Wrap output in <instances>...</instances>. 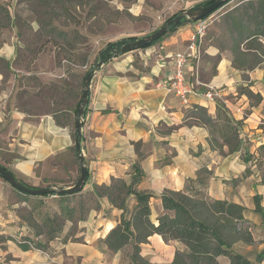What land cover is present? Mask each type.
<instances>
[{"label":"crops","instance_id":"1","mask_svg":"<svg viewBox=\"0 0 264 264\" xmlns=\"http://www.w3.org/2000/svg\"><path fill=\"white\" fill-rule=\"evenodd\" d=\"M15 2L0 0V165L30 187H69L79 178L82 165L73 135L80 92L70 90L67 103L59 104L54 101L61 98L59 94L36 96L28 87L13 94L7 89L14 78L30 73L14 67L22 48ZM194 29L195 21H185L156 44L113 57L94 73L82 128L88 175L80 195L93 203H86L84 219L77 218L74 226L67 221L62 235L44 248L26 243L25 236L33 235L24 215L34 208L37 211L39 204L53 205L56 212L59 203L52 194L26 196L0 176V264H132V243L114 252L101 241L119 224L123 211L107 197L98 198L95 188L109 184L113 177L130 181L135 163L144 171L137 188L153 194L155 223L165 211L161 196L185 190L202 167L210 171L207 191L211 197L241 204L254 225L263 223L254 211V196L261 194L264 205V185L254 173H245L244 154L264 143V61L252 68L239 67L232 49L222 51L203 42L200 57L186 67L199 93L183 104L166 82L173 69L171 56L187 49ZM210 85L223 87L222 100L203 95ZM228 120L239 125L243 142L239 150L231 151ZM76 205L78 217L80 206ZM70 231L81 240L64 242ZM183 246L154 234L141 253L162 264Z\"/></svg>","mask_w":264,"mask_h":264},{"label":"trees","instance_id":"2","mask_svg":"<svg viewBox=\"0 0 264 264\" xmlns=\"http://www.w3.org/2000/svg\"><path fill=\"white\" fill-rule=\"evenodd\" d=\"M39 1L44 7H48L49 11H52L55 19L61 16L73 17V10L87 6L91 7L92 14L103 10L101 0H97V2L96 0ZM123 1L131 2L134 0ZM216 1L218 0H203L191 8L204 7ZM2 9H4L3 6ZM45 12L48 13V11ZM178 14L180 13L169 17L167 20ZM227 17L234 34L232 47L234 63L239 67L252 68L264 61V0L243 2L235 7L234 11L230 12ZM181 24L171 25L162 37L145 48L156 44L168 32L175 30ZM60 33L64 37L68 36L64 30ZM135 39H137L136 36H128L109 41L100 50L99 60L108 61L107 59L114 57V53L123 44ZM88 72L89 70L84 74L83 82ZM242 90L250 97L253 96L247 88ZM256 97L262 99L260 95ZM79 104L76 113H78ZM229 121L231 122V120ZM230 122L226 127L231 133V151H235L242 148L243 142L242 137L239 138V125L230 124ZM73 135L76 139V133ZM247 147L244 145V148ZM75 150L77 152L76 148ZM244 160L247 163L245 173H254L259 182L264 185V143L255 152L246 150ZM209 176L208 168L202 167L198 176L189 180L185 190L165 192L161 196L165 211L158 216L157 223H155L151 218L153 194L137 188V185L144 178V171L139 163H135L130 181L123 177H113L109 184L95 188V194L98 198L107 197L114 207L123 211L119 224L113 227L101 241L114 252L132 243V264H158L141 253L142 245L149 242V238L154 234H161L165 241L178 240L184 245L183 248L176 251L171 261L162 264H264V251L247 255L237 249L236 244L238 242L252 243L254 241L251 230L254 224L246 218L245 206L226 199H216L208 194ZM82 190L72 194H59L52 191V193L42 195H55L54 199L59 203V210L51 214L47 206L39 204L37 211L34 208L30 213L25 214V221L29 225L28 231L32 232L33 235V237L29 234L25 236L27 237L25 238L26 241H28L26 243L31 242L34 243L35 247L44 248L47 243L62 235L67 221H72L74 226L77 218L84 219L89 209L86 207V203H93L92 201L89 203L88 198H83L80 195ZM21 192L29 197L34 196L27 192ZM77 196L79 199L74 203L73 200ZM254 197V211L261 215L264 223L263 196L257 193ZM132 198L134 202L130 204ZM87 199L88 201H86ZM76 204L80 206L78 217ZM71 239L80 241L81 237L72 236L70 231L63 238V241L67 242ZM26 243H21V245L29 248L30 245Z\"/></svg>","mask_w":264,"mask_h":264},{"label":"rangeland","instance_id":"3","mask_svg":"<svg viewBox=\"0 0 264 264\" xmlns=\"http://www.w3.org/2000/svg\"><path fill=\"white\" fill-rule=\"evenodd\" d=\"M101 1L103 10L100 12L92 14L91 7L87 6L73 10V17L55 19L52 11L39 0H16L14 15L22 48L14 67L30 73H18L21 75L14 78L15 83L7 89L13 94L25 87L33 88L36 96L59 94L61 98L54 101L65 104L70 90L78 88L82 96L83 76L99 61L100 50L109 41L146 36L160 28L169 17L203 0ZM246 1L231 0L213 13L214 22L207 30L204 45L214 44L222 51L232 49L234 34L227 16ZM62 30L68 33L67 37L62 36ZM48 208L53 214V205ZM251 230L252 243H237V248L247 255L264 250V223L256 221Z\"/></svg>","mask_w":264,"mask_h":264},{"label":"water","instance_id":"4","mask_svg":"<svg viewBox=\"0 0 264 264\" xmlns=\"http://www.w3.org/2000/svg\"><path fill=\"white\" fill-rule=\"evenodd\" d=\"M231 0H218L210 5L200 7V8H191L188 9L177 16L167 20L160 28L157 30L153 31L152 33L137 38L133 41H128L125 44H123L115 53L114 57L124 55L128 52L135 51L138 49L145 48L149 44L155 42L158 40L160 37H162L170 28L171 25H179L182 22L192 20V21H197L201 18H204L227 3H229ZM113 58V57H112ZM110 60V59H107ZM105 62V59H100L87 73L84 84H83V92L78 108V113L76 117V124H75V133H76V148L77 151L80 155V159L82 162L81 165V173L79 175V178L77 181L69 186V187H61V186H54V187H30L20 180L16 178V176L10 172L9 170L5 169L3 166L0 165V175L7 180L11 185H13L15 188L27 192L32 195H45L52 193V191H56L59 194H72L75 192H78L82 190L85 186L87 175H88V169L86 164L84 163V157L82 154V140H83V133H82V128H83V123L85 119V114L87 111V107L89 104V96H90V85L94 76V73L102 66V64Z\"/></svg>","mask_w":264,"mask_h":264},{"label":"built area","instance_id":"5","mask_svg":"<svg viewBox=\"0 0 264 264\" xmlns=\"http://www.w3.org/2000/svg\"><path fill=\"white\" fill-rule=\"evenodd\" d=\"M213 22V13L195 21V29L187 49L183 52H177L171 56L173 69L166 85L170 91L174 92L183 104L189 103L191 96L199 93V90L193 81L187 77L186 67L190 65L193 60L200 57L204 38L207 34L208 28ZM203 95L213 101L222 100L224 95L223 87L210 85L206 90H204ZM29 244L32 245L31 242H29Z\"/></svg>","mask_w":264,"mask_h":264}]
</instances>
